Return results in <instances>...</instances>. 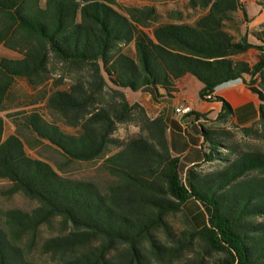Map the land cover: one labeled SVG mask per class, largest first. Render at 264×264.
<instances>
[{
    "label": "trees",
    "instance_id": "obj_1",
    "mask_svg": "<svg viewBox=\"0 0 264 264\" xmlns=\"http://www.w3.org/2000/svg\"><path fill=\"white\" fill-rule=\"evenodd\" d=\"M258 4L264 7V0ZM116 0H0V44L20 54L0 57V109L15 78L35 87L54 61L69 71L86 68L68 90H55L47 107L66 124L63 131L39 113L23 117V126L60 150L69 160L100 157L109 144L118 150L102 166L114 178L105 191L88 180L62 176L49 163L29 156L17 134L3 138L0 116V179L6 195L22 193L37 205L30 211L0 210V264H264V150L236 151L232 159L207 172L185 171L173 156L162 115L147 116L129 103L124 90L170 101L177 82L190 74L203 86L198 95L229 82L245 83L261 101L259 118L242 127L245 135L264 138V26L236 39L235 12L247 20L241 0H188L205 13L193 23H159L154 6L116 8ZM152 27L150 34L144 28ZM133 45L131 53L125 47ZM257 51L252 64L239 58ZM107 89V90H105ZM219 119L231 112L222 97ZM187 116L205 119V113ZM133 121L140 133L125 141L111 135L117 123ZM205 161L213 159L219 140L201 127ZM183 211L187 227L176 237L168 216ZM59 218L61 231L42 240L39 250L51 262L29 257L39 228ZM163 233L169 242L158 238ZM198 242L185 261L180 255Z\"/></svg>",
    "mask_w": 264,
    "mask_h": 264
},
{
    "label": "rangeland",
    "instance_id": "obj_2",
    "mask_svg": "<svg viewBox=\"0 0 264 264\" xmlns=\"http://www.w3.org/2000/svg\"><path fill=\"white\" fill-rule=\"evenodd\" d=\"M241 1L245 8L248 6L251 8L258 0ZM116 2V8L122 13H125V7L142 8L146 6H154L159 23H193L199 16L205 13L204 9L190 8L188 6V0H116ZM236 13L239 15L238 17H242L240 10ZM225 25L227 29L235 32V36L237 35V32L232 26V22L226 21ZM151 28L152 27L144 28V30L150 34ZM5 51H7L6 48L0 44V57L7 56L14 58L20 56V54L15 51L11 52V55L8 56L5 54ZM125 51L131 53V51H133V45L129 44L126 46ZM253 52V50H250V53H247L244 56H249L250 58L254 55L252 54ZM48 68L49 72L47 79L42 84L35 87L29 85L24 78H15L3 102L2 109H0V116L4 120L3 138L10 134H17L23 141L25 151L29 156L46 161L62 176L92 181L99 189L105 191L107 186L114 181V178L106 171L102 166V163L108 155L118 150L115 145L109 144L105 152L100 157L93 160H69L62 155L58 148L45 140H40L32 131L26 129L22 124L25 114L37 112L44 120L56 124L65 132L74 134L79 131V127H73L66 124L56 112L49 109L46 101L51 92L55 90H68L69 87L75 83L77 77H80L81 80L85 82L87 70L86 68H82L81 70L72 69L69 71L66 65L58 63L53 59L49 62ZM196 81L201 85L200 81L197 79ZM198 90L199 89H196L193 86H188L186 93L195 98L196 102L200 103ZM125 95L129 103L132 104L136 102L144 108L145 112L147 111L150 113L152 111L153 106L151 102L144 99L143 95L137 94V96H135L130 92H125ZM203 123L205 124V128L212 132L213 136L219 140V145L214 152L213 159L202 168H197L200 171L207 172L222 167L227 159H232L235 156L236 151L246 149L264 150V138L259 136V125H256V133L245 135L241 130L242 127L235 125L227 117L219 119L218 116L215 118L206 116L205 119H203ZM139 133L140 128L138 124L129 121L117 123L111 136L120 141H125ZM8 185L9 182L6 179H0V210L20 208L30 211L37 205L35 200L27 198L20 192H16L12 195L4 194L3 191ZM185 217V213L181 211L169 215L167 218L176 237H178L181 234V231L187 227ZM60 231L61 226L59 224V218L54 219L48 225H41L39 228L37 246L30 252L29 257L42 263L51 262L49 255L41 253L38 244H40L44 238L56 235ZM158 238L172 244V242H169L167 237L161 232L158 233ZM197 249H200L199 244L198 242H194L191 249L184 251L176 262H182L188 257L194 256ZM204 261V264H209L210 257H205Z\"/></svg>",
    "mask_w": 264,
    "mask_h": 264
},
{
    "label": "crops",
    "instance_id": "obj_3",
    "mask_svg": "<svg viewBox=\"0 0 264 264\" xmlns=\"http://www.w3.org/2000/svg\"><path fill=\"white\" fill-rule=\"evenodd\" d=\"M258 1L253 7L250 8L248 6L245 8L247 13L246 21H244L242 17H238L239 15L235 12V19L238 22L236 27L239 28V31L235 29L237 32L236 36L235 32L230 31L229 29L228 31H230L236 39L247 32L248 40L252 43H258V41L251 35L252 31L259 30L264 26V7L259 5ZM6 50L5 54L8 56L11 55V52H14L7 48ZM250 50L254 51L252 53L254 55L250 58L249 56H244L245 54L250 53ZM256 54V50L249 49L247 52L240 54L238 57L252 64L256 61ZM248 78L249 76L245 75L243 76V80L225 83L213 91V96L222 97L230 104L232 112L227 116V118L239 127L250 126L259 118V105L261 101L259 100L257 94L252 92L245 83ZM200 84L201 85H199L195 77L190 74L183 76L177 82L178 93H176L174 98L170 101H154L147 92L124 90V92H130L135 96H137V94H141L144 99L151 102L153 109L150 113L146 111L148 116L151 118L158 115L163 116L167 123L166 138L170 151L173 156L179 158L184 168L183 171L194 165H198L197 168H202L209 162L205 161L203 156L206 149L203 143L201 127H205V124L201 119L195 120L192 115L180 116L176 114L174 108L181 103H185L191 106L192 111L205 113L206 116L210 118H215L221 111V101H206L205 99H201L199 97L200 103H198L195 98L186 93L188 86H193L200 90L203 86L202 83Z\"/></svg>",
    "mask_w": 264,
    "mask_h": 264
},
{
    "label": "built area",
    "instance_id": "obj_4",
    "mask_svg": "<svg viewBox=\"0 0 264 264\" xmlns=\"http://www.w3.org/2000/svg\"><path fill=\"white\" fill-rule=\"evenodd\" d=\"M231 82H237V81H229L227 83H231ZM204 99L206 101H213V92H208ZM174 111L176 114L182 116V113H191L192 112V108L190 105L188 104H185V103H181L179 105H177L175 108H174Z\"/></svg>",
    "mask_w": 264,
    "mask_h": 264
},
{
    "label": "bare ground",
    "instance_id": "obj_5",
    "mask_svg": "<svg viewBox=\"0 0 264 264\" xmlns=\"http://www.w3.org/2000/svg\"><path fill=\"white\" fill-rule=\"evenodd\" d=\"M186 114H189V113H182V116H183V115H186Z\"/></svg>",
    "mask_w": 264,
    "mask_h": 264
}]
</instances>
